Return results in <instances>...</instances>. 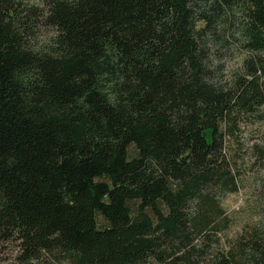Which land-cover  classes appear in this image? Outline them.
I'll use <instances>...</instances> for the list:
<instances>
[{"label": "trees", "instance_id": "1", "mask_svg": "<svg viewBox=\"0 0 264 264\" xmlns=\"http://www.w3.org/2000/svg\"><path fill=\"white\" fill-rule=\"evenodd\" d=\"M262 121L264 0H0V264H264L221 204Z\"/></svg>", "mask_w": 264, "mask_h": 264}, {"label": "rangeland", "instance_id": "2", "mask_svg": "<svg viewBox=\"0 0 264 264\" xmlns=\"http://www.w3.org/2000/svg\"><path fill=\"white\" fill-rule=\"evenodd\" d=\"M231 20V13H225L217 25L219 39L212 46L213 59L226 68H232L239 62ZM240 131L234 139L226 142L225 147L229 159L234 161L241 175L237 190L221 197L232 229L264 221V121L246 125Z\"/></svg>", "mask_w": 264, "mask_h": 264}]
</instances>
